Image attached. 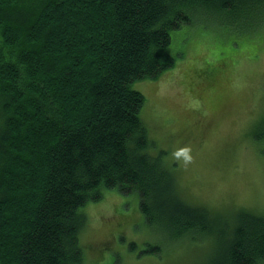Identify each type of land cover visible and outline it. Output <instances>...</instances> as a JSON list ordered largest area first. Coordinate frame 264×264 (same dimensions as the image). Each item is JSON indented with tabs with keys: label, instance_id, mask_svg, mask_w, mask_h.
Returning a JSON list of instances; mask_svg holds the SVG:
<instances>
[{
	"label": "trees",
	"instance_id": "obj_1",
	"mask_svg": "<svg viewBox=\"0 0 264 264\" xmlns=\"http://www.w3.org/2000/svg\"><path fill=\"white\" fill-rule=\"evenodd\" d=\"M198 13L251 33L264 0H0V264H82V208L105 189L136 193L152 232L212 237L207 264L264 262V211L191 203L139 115L132 83L174 65L171 31Z\"/></svg>",
	"mask_w": 264,
	"mask_h": 264
},
{
	"label": "rangeland",
	"instance_id": "obj_2",
	"mask_svg": "<svg viewBox=\"0 0 264 264\" xmlns=\"http://www.w3.org/2000/svg\"><path fill=\"white\" fill-rule=\"evenodd\" d=\"M195 15L171 31L174 65L132 86L144 96L149 151L164 150L183 195L228 222L241 208L264 211V140L254 135L264 116V24L239 33L225 17ZM82 210V264H207L217 247L210 236L198 245L148 230L136 193L105 189ZM153 242L159 255L140 253Z\"/></svg>",
	"mask_w": 264,
	"mask_h": 264
},
{
	"label": "bare ground",
	"instance_id": "obj_3",
	"mask_svg": "<svg viewBox=\"0 0 264 264\" xmlns=\"http://www.w3.org/2000/svg\"><path fill=\"white\" fill-rule=\"evenodd\" d=\"M54 45V44H53Z\"/></svg>",
	"mask_w": 264,
	"mask_h": 264
}]
</instances>
